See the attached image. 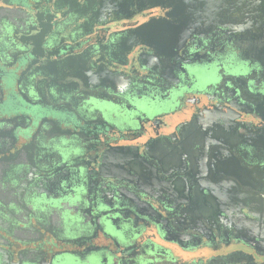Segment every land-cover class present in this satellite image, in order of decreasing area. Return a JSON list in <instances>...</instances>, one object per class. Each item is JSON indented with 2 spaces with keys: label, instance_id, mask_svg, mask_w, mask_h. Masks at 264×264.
I'll return each mask as SVG.
<instances>
[{
  "label": "flooded vegetation",
  "instance_id": "1",
  "mask_svg": "<svg viewBox=\"0 0 264 264\" xmlns=\"http://www.w3.org/2000/svg\"><path fill=\"white\" fill-rule=\"evenodd\" d=\"M0 264H264V0H0Z\"/></svg>",
  "mask_w": 264,
  "mask_h": 264
},
{
  "label": "water",
  "instance_id": "2",
  "mask_svg": "<svg viewBox=\"0 0 264 264\" xmlns=\"http://www.w3.org/2000/svg\"><path fill=\"white\" fill-rule=\"evenodd\" d=\"M8 7H10V6H8ZM31 57H33V55H30ZM25 62V61H24ZM19 67H21L22 66V63H20L19 65H18ZM12 76H14V73H13V71H9L8 73H4L3 75H2V79H4V82H5V84H6V86L8 87L9 85H11V81H12ZM24 133H22V135H23Z\"/></svg>",
  "mask_w": 264,
  "mask_h": 264
}]
</instances>
